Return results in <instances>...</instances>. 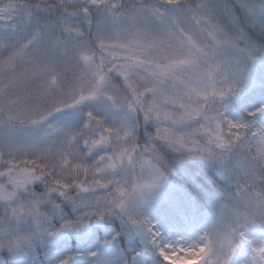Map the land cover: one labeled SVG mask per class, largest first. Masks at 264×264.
Instances as JSON below:
<instances>
[{
	"label": "snow or ice",
	"instance_id": "6c2138e0",
	"mask_svg": "<svg viewBox=\"0 0 264 264\" xmlns=\"http://www.w3.org/2000/svg\"><path fill=\"white\" fill-rule=\"evenodd\" d=\"M242 92L237 107L248 106V118L230 119V98ZM107 109L135 118L100 114ZM261 115L264 0H0V248L33 243L38 234L18 230L19 222L39 224L73 201L83 211L64 227L118 212L151 234L163 264H175L178 251L230 264L250 241L242 229L264 222L250 216L264 214ZM236 144L254 164L223 205L222 227L235 241L217 249L212 231L187 245L161 243L138 214L144 192L163 177L160 146L215 159ZM253 256L264 264V244Z\"/></svg>",
	"mask_w": 264,
	"mask_h": 264
},
{
	"label": "rangeland",
	"instance_id": "374dc122",
	"mask_svg": "<svg viewBox=\"0 0 264 264\" xmlns=\"http://www.w3.org/2000/svg\"><path fill=\"white\" fill-rule=\"evenodd\" d=\"M240 93L234 98H240ZM231 111L228 105L226 113ZM225 113V114H226ZM100 114L120 115L128 120L134 119V114L121 110H101ZM149 133L143 131L141 141L148 138ZM140 137V135H139ZM160 167L163 177L150 190L144 192L138 201V214L147 217L160 233L161 243H180L187 245L206 233L222 228V221L227 210L225 204H219L216 211L203 207L184 187L172 182ZM145 170L143 175H147ZM123 175V173H118ZM131 175V171L128 173ZM36 191H42L37 188ZM23 195V193H21ZM70 211L66 212L59 204L50 216H45L39 224L32 219L19 222L18 230L35 232L37 238L31 244L17 248H0V264H59L67 256H72L68 264H163L150 243L151 234L140 226L131 224L122 213H113L118 225L111 223L109 217L105 219L90 218L81 228L64 227V222L74 219L83 211L82 206L73 201H66ZM7 205L0 202V214ZM51 207L45 204V208ZM70 213L71 217H67ZM47 229V232H43ZM246 237L230 258V264H255L253 247L264 244V222L248 225L242 229ZM54 233V234H48ZM95 252L96 256L88 254ZM147 253V257L145 254ZM185 254L177 252L176 256ZM164 264H173L167 260ZM182 264V262H177ZM198 264V261H197Z\"/></svg>",
	"mask_w": 264,
	"mask_h": 264
},
{
	"label": "trees",
	"instance_id": "16d2710c",
	"mask_svg": "<svg viewBox=\"0 0 264 264\" xmlns=\"http://www.w3.org/2000/svg\"><path fill=\"white\" fill-rule=\"evenodd\" d=\"M239 98H230L231 111L226 113L230 119L244 118L248 106L237 107ZM250 110V108L248 109ZM256 126L264 128V115H261ZM147 127L151 130L152 125ZM141 138L143 130H140ZM161 164L168 178L184 187L203 207L216 211L219 204L233 203L240 184L252 175L254 162L241 150L239 144L219 151L215 159H208L198 153H178L167 145L160 146ZM66 212L69 204H59ZM71 217L70 213L66 214ZM111 223L118 225L116 216H109Z\"/></svg>",
	"mask_w": 264,
	"mask_h": 264
},
{
	"label": "clouds",
	"instance_id": "9594fccd",
	"mask_svg": "<svg viewBox=\"0 0 264 264\" xmlns=\"http://www.w3.org/2000/svg\"><path fill=\"white\" fill-rule=\"evenodd\" d=\"M232 211L236 214H239L246 210L241 207H233ZM250 216L252 219H255V220H264V214L260 213L256 209L252 210V212L250 213ZM214 231L219 232L218 238H215L213 240V245H212L213 247L217 249L227 248L229 243H232L235 241V237L231 231L230 226L228 225H225L221 229L214 230ZM192 243H195V240H193ZM197 261H198V264H200L199 256H190V255L185 254L183 257L178 256L175 264H177V262H182V264H197Z\"/></svg>",
	"mask_w": 264,
	"mask_h": 264
}]
</instances>
